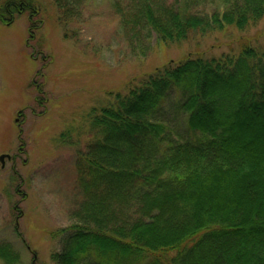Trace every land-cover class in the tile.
Masks as SVG:
<instances>
[{
    "label": "trees",
    "instance_id": "1",
    "mask_svg": "<svg viewBox=\"0 0 264 264\" xmlns=\"http://www.w3.org/2000/svg\"><path fill=\"white\" fill-rule=\"evenodd\" d=\"M53 2L66 24L80 19L85 1ZM213 2L211 13L202 11ZM112 5L136 55L150 52L153 34L196 49L108 91L107 103L84 115L88 136L76 163L83 199L73 222L55 232L53 262L264 264V44L240 40L236 50L204 56L196 41L228 27L247 31L264 19V0ZM40 7L0 0V23L27 12L32 32ZM170 90L182 95L175 112L192 136L176 139L160 118ZM0 259L21 263L6 241Z\"/></svg>",
    "mask_w": 264,
    "mask_h": 264
},
{
    "label": "rangeland",
    "instance_id": "2",
    "mask_svg": "<svg viewBox=\"0 0 264 264\" xmlns=\"http://www.w3.org/2000/svg\"><path fill=\"white\" fill-rule=\"evenodd\" d=\"M84 1L80 19L64 24L53 0H37L33 33L27 12L0 23V155H9L4 166L0 161V241L13 245L20 264H55V232L74 220L83 199L76 163L88 136L84 115L105 105L108 91H124L131 79L196 49L167 45L153 34L150 52L136 55L112 0ZM199 39L204 56L236 50L240 40L261 46L264 19L245 32L228 27ZM181 98L170 90L160 112L176 139L192 136L185 116L175 112Z\"/></svg>",
    "mask_w": 264,
    "mask_h": 264
},
{
    "label": "water",
    "instance_id": "3",
    "mask_svg": "<svg viewBox=\"0 0 264 264\" xmlns=\"http://www.w3.org/2000/svg\"><path fill=\"white\" fill-rule=\"evenodd\" d=\"M5 157H9V155L8 154H2V155H0V161L2 162V166H4V158Z\"/></svg>",
    "mask_w": 264,
    "mask_h": 264
}]
</instances>
